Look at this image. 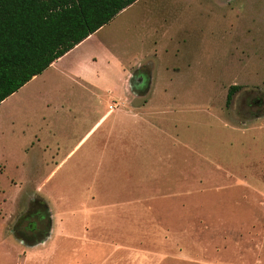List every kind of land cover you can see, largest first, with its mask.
Segmentation results:
<instances>
[{
	"label": "rangeland",
	"instance_id": "rangeland-1",
	"mask_svg": "<svg viewBox=\"0 0 264 264\" xmlns=\"http://www.w3.org/2000/svg\"><path fill=\"white\" fill-rule=\"evenodd\" d=\"M61 65L0 104V264H264V0H139Z\"/></svg>",
	"mask_w": 264,
	"mask_h": 264
},
{
	"label": "trees",
	"instance_id": "trees-1",
	"mask_svg": "<svg viewBox=\"0 0 264 264\" xmlns=\"http://www.w3.org/2000/svg\"><path fill=\"white\" fill-rule=\"evenodd\" d=\"M138 1L0 0V104ZM34 218L46 233L45 215Z\"/></svg>",
	"mask_w": 264,
	"mask_h": 264
},
{
	"label": "crops",
	"instance_id": "crops-1",
	"mask_svg": "<svg viewBox=\"0 0 264 264\" xmlns=\"http://www.w3.org/2000/svg\"><path fill=\"white\" fill-rule=\"evenodd\" d=\"M134 5V4H133ZM132 5V6H133ZM131 7V6H130ZM128 7V8H130ZM127 8V9H128ZM127 9H125L122 12H125ZM92 37V36H90ZM89 37V38H90ZM89 38H87L86 40H84L82 43H80L79 45H77L73 50H71L70 52H68L66 55H64L62 58L58 59L56 62H54L47 70H45L41 75L34 77L30 82H28L26 85L31 84L34 81L37 80H41L44 79L46 77L48 78H52L54 75L57 76H62V74L60 73V70L62 69V63L64 62V60H66L72 53L73 51H75L76 49H78L85 41H87ZM67 74L69 75V77H71L72 79L75 80H80V81H84L85 83H87V77H84V73H83V66L81 63H77L73 68H71L70 70L67 71ZM64 75V74H63ZM83 78V79H82ZM25 87V86H24ZM24 87H22L21 89H23ZM20 89V90H21ZM19 90V91H20ZM5 102V101H4ZM3 103V102H2ZM110 105L108 106L109 109ZM114 109L110 112L109 110H107V112L92 126V128L88 131V133L82 138V140L79 142L78 145H80L89 135L91 132H93L98 126L99 124L108 116L112 115L114 113ZM78 145L76 147H78ZM3 167L0 166V173L2 172ZM12 182L10 181L9 184H11ZM9 187H11L9 185ZM2 204H5L2 202ZM1 207V205H0ZM2 208V207H1ZM0 208V253L1 256L4 257H9V255L6 253L7 252V245L10 244V241L12 240V238L14 239V233L12 230L7 229L6 226V220L8 219V209H4L3 210ZM47 236V235H46Z\"/></svg>",
	"mask_w": 264,
	"mask_h": 264
},
{
	"label": "flooded vegetation",
	"instance_id": "flooded-vegetation-1",
	"mask_svg": "<svg viewBox=\"0 0 264 264\" xmlns=\"http://www.w3.org/2000/svg\"><path fill=\"white\" fill-rule=\"evenodd\" d=\"M140 83L142 84L143 83V78H141V81H140ZM40 232V230H36L35 228H30V232L33 234V236H36L37 235V232ZM47 235V233H44L43 232V237H45Z\"/></svg>",
	"mask_w": 264,
	"mask_h": 264
},
{
	"label": "built area",
	"instance_id": "built-area-1",
	"mask_svg": "<svg viewBox=\"0 0 264 264\" xmlns=\"http://www.w3.org/2000/svg\"><path fill=\"white\" fill-rule=\"evenodd\" d=\"M112 110H113V107H112V106H110V107H109V111L111 112Z\"/></svg>",
	"mask_w": 264,
	"mask_h": 264
},
{
	"label": "bare ground",
	"instance_id": "bare-ground-1",
	"mask_svg": "<svg viewBox=\"0 0 264 264\" xmlns=\"http://www.w3.org/2000/svg\"><path fill=\"white\" fill-rule=\"evenodd\" d=\"M85 43V42H84Z\"/></svg>",
	"mask_w": 264,
	"mask_h": 264
}]
</instances>
